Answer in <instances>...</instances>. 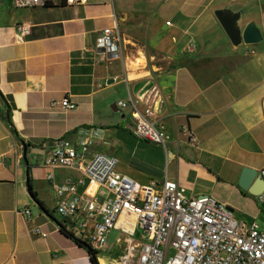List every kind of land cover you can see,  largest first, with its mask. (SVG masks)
Here are the masks:
<instances>
[{
	"label": "crops",
	"instance_id": "crops-1",
	"mask_svg": "<svg viewBox=\"0 0 264 264\" xmlns=\"http://www.w3.org/2000/svg\"><path fill=\"white\" fill-rule=\"evenodd\" d=\"M45 1L17 8L0 0V264H91L87 248L60 230L44 165L61 137L98 140L92 150L114 154L119 170L137 181L168 177L189 195L208 193L233 209L256 203L239 180L244 168L259 172L264 164V0ZM223 9L240 14L242 31L254 23L260 41L234 45L216 16ZM116 20L123 59L97 43ZM19 23L31 26L23 40ZM143 80L151 88L134 93ZM114 84L118 101L135 96L141 111H156L167 148L134 135L130 108L116 102L118 114L109 118L105 90ZM64 97L76 108L52 105ZM54 175L63 182L79 172L59 167ZM35 225L48 236L33 235ZM113 230L118 249L104 258L99 253L113 246L98 251L99 264L121 263L124 236Z\"/></svg>",
	"mask_w": 264,
	"mask_h": 264
},
{
	"label": "built area",
	"instance_id": "built-area-1",
	"mask_svg": "<svg viewBox=\"0 0 264 264\" xmlns=\"http://www.w3.org/2000/svg\"><path fill=\"white\" fill-rule=\"evenodd\" d=\"M12 4L30 8L44 6L46 1L12 0ZM30 33V25H16L19 40ZM97 43L112 58L123 59L125 39L118 20L99 32ZM56 104L65 110L76 108L68 97L52 103ZM116 105L133 112L136 137L167 148L169 136L154 109L141 111L135 96ZM182 132L190 143L197 144L187 126ZM93 145L88 137L78 143L67 137L55 139L44 162L51 168L48 180L54 186L56 212L77 238L101 251L107 247L111 231L119 229L125 243L120 264H264V231L258 223L239 219L212 195L187 194L168 177L137 181L119 170L114 154L94 152ZM59 167L75 170L79 176L56 182L54 169ZM258 173L264 180V164ZM254 198L264 210V190ZM25 215L31 221L29 210ZM30 231L48 236L40 225Z\"/></svg>",
	"mask_w": 264,
	"mask_h": 264
},
{
	"label": "water",
	"instance_id": "water-1",
	"mask_svg": "<svg viewBox=\"0 0 264 264\" xmlns=\"http://www.w3.org/2000/svg\"><path fill=\"white\" fill-rule=\"evenodd\" d=\"M216 16L224 28L226 34L234 45H240L242 42L246 44H255L260 41L261 37L254 23H250L244 31L238 25L240 18L239 13H233L230 9L216 11ZM113 79L108 83H112ZM152 83L143 80L134 85L133 92H145L151 88ZM27 147H25L26 152ZM239 185L248 190L251 194L257 195L264 190V180L259 178L258 171L255 169L244 168L239 180ZM231 210L233 208L229 207Z\"/></svg>",
	"mask_w": 264,
	"mask_h": 264
},
{
	"label": "rangeland",
	"instance_id": "rangeland-1",
	"mask_svg": "<svg viewBox=\"0 0 264 264\" xmlns=\"http://www.w3.org/2000/svg\"><path fill=\"white\" fill-rule=\"evenodd\" d=\"M120 91H121V86L118 84H114L111 86L107 85V89L105 90V96L107 97V99L109 100L108 103V109H109V118H113L114 116H116L118 113L114 112V108L113 105L116 104V102H118V98L120 95ZM94 142H97L98 140L93 139ZM200 184H205L206 183V179L204 177H201L199 179ZM196 196H200V195H211L208 193H196ZM250 202H246L244 203V209H239L238 207H234L235 209V213L237 215V217L241 220L247 221V222H256L259 224L260 229L264 231V211L259 208L257 206V204L252 201L249 200ZM223 203V202H222ZM225 204V203H224ZM227 205V204H226ZM61 218V216H60ZM138 238H140V234L138 233ZM119 237V232L117 230H112L109 237H108V244L113 246V250L111 251H105V252H100L99 255L100 257H105V256H109V257H113L118 249V247H116V243H117V238Z\"/></svg>",
	"mask_w": 264,
	"mask_h": 264
},
{
	"label": "trees",
	"instance_id": "trees-1",
	"mask_svg": "<svg viewBox=\"0 0 264 264\" xmlns=\"http://www.w3.org/2000/svg\"><path fill=\"white\" fill-rule=\"evenodd\" d=\"M111 127H115V128H122L120 125H112ZM109 128V127H108ZM31 188V186H30ZM60 223V230L68 235L69 237H72L73 239H75L76 243L79 244V245H82V246H85L88 250V253L90 255V260H91V264H99V261H98V251L95 250L88 241H85V240H81L79 238H77L73 233H71L70 231H68L66 229V226L65 224L62 222H59Z\"/></svg>",
	"mask_w": 264,
	"mask_h": 264
}]
</instances>
